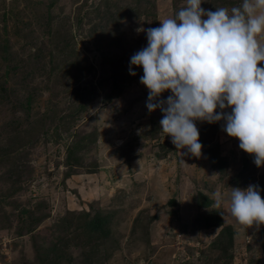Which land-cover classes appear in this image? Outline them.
Instances as JSON below:
<instances>
[{
	"label": "rangeland",
	"instance_id": "1",
	"mask_svg": "<svg viewBox=\"0 0 264 264\" xmlns=\"http://www.w3.org/2000/svg\"><path fill=\"white\" fill-rule=\"evenodd\" d=\"M185 6L0 0V264H264V225L229 211L232 188L264 199V166L224 121L196 124L201 157H181L148 112L142 67L129 74L139 30Z\"/></svg>",
	"mask_w": 264,
	"mask_h": 264
},
{
	"label": "clouds",
	"instance_id": "2",
	"mask_svg": "<svg viewBox=\"0 0 264 264\" xmlns=\"http://www.w3.org/2000/svg\"><path fill=\"white\" fill-rule=\"evenodd\" d=\"M186 6L156 28L140 29L147 46L130 58L142 67L140 83L148 89L146 107L159 109L161 131L175 147L187 149L181 157H201L196 122L224 121L223 131L239 141V148L264 166V0H243L227 8L206 11L203 0H185ZM169 91L166 99L161 94ZM219 108L220 111H217ZM226 109H231L230 112ZM217 206L222 196L213 194ZM230 214L246 228L264 225L260 188H232Z\"/></svg>",
	"mask_w": 264,
	"mask_h": 264
},
{
	"label": "trees",
	"instance_id": "3",
	"mask_svg": "<svg viewBox=\"0 0 264 264\" xmlns=\"http://www.w3.org/2000/svg\"><path fill=\"white\" fill-rule=\"evenodd\" d=\"M28 101V100H27ZM200 121H197L196 122V124H202L203 125V122L202 123H199ZM212 154V153H211ZM213 154H217V153H213ZM219 157V154H217V157H216V160H218L219 162H218V166L217 165H215V162H213V165H215V167L216 168H218L219 170L220 169H223L222 167H221V165H223L222 164V160H220L221 158H218ZM213 161H215V160H213ZM244 161V160H243ZM245 165H247V163H246V161H244V165H243V167L245 166Z\"/></svg>",
	"mask_w": 264,
	"mask_h": 264
}]
</instances>
